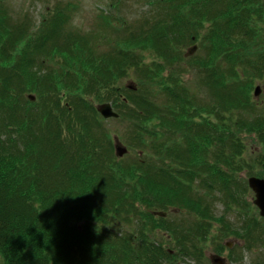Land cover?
Here are the masks:
<instances>
[{
    "label": "trees",
    "instance_id": "obj_1",
    "mask_svg": "<svg viewBox=\"0 0 264 264\" xmlns=\"http://www.w3.org/2000/svg\"><path fill=\"white\" fill-rule=\"evenodd\" d=\"M145 1L144 29L123 25L106 51L68 24L72 3L38 24L0 0V264H204L222 237L264 246L233 189L239 132L264 139V0ZM132 65L136 91L120 83ZM106 102L128 131L109 128Z\"/></svg>",
    "mask_w": 264,
    "mask_h": 264
},
{
    "label": "rangeland",
    "instance_id": "obj_2",
    "mask_svg": "<svg viewBox=\"0 0 264 264\" xmlns=\"http://www.w3.org/2000/svg\"><path fill=\"white\" fill-rule=\"evenodd\" d=\"M67 3L73 4L71 8L69 7L73 18V20L70 21L69 17L68 21V24L72 25L71 28L80 35L84 33L87 34L89 37H91L92 41H94L93 43L95 45L102 47V49L106 51L110 50L113 45L116 46V43H114V40L112 41V39H117L121 36L120 34H118L117 30H124L123 25L130 26L131 28L137 27L135 31L143 30L144 28H142V26L139 27V22L142 21V23H145V17L155 10V8L149 3H147L145 0H114V3L116 5L114 7L109 6L111 0H4V5L9 10H11L12 14L15 17L19 18L21 17V14L28 12V14L30 13L33 16V20L35 19V23L38 24L42 23L44 21V18L49 14H47V10L49 7L54 9L56 5L60 4L61 7H64ZM102 11H104L105 13L106 11L108 12L109 18L111 16V19L113 20L112 24L109 21H105L103 17L105 16V14H102ZM209 27V24H205V27L201 29L202 37H204L205 34L208 32ZM196 46L198 48V46H200V42H197ZM54 54L55 55L53 59H56L55 57H58L59 53ZM136 54L148 66H151L155 63L164 64V61L160 59L159 55L155 53L152 49L148 51L137 49ZM45 65L48 66V62H45ZM135 68L136 67L132 65V69L134 70L129 71V76L125 77L123 81L120 82L121 85L125 86L129 91H136L138 88L137 78L139 77V75L136 72ZM190 79L193 80L191 76ZM257 86H261L264 89V81H257L254 87L252 88V93H255V89L257 88ZM28 95L29 93L26 95L27 98ZM259 103H261L260 100ZM107 123L110 129H112L113 131H118L121 134H123L125 131H128L129 129L128 122H118L116 120L113 121V119H111V121ZM252 134L253 133H245L243 135L245 144L248 145L250 149L254 148L256 150H259L261 149V147H264V144L260 145L261 143ZM257 137L260 139L259 136ZM128 155L129 154H127L126 156ZM243 175L244 174L241 175V173H239L238 177L243 179ZM216 210L217 213L221 214L224 211L223 205H217ZM227 215L228 219H230L236 225L240 224L241 220L243 219L242 216H240L241 214L239 212L231 211L227 213ZM217 227L218 226H215L214 228L217 229ZM214 234H217L215 230ZM159 238L161 237L159 236ZM159 240H163L164 242L167 241V239ZM220 243H229L230 245H232L230 249L231 253H233L232 255L235 257V261H232L233 259L229 257L230 252L228 251L223 254H219L227 260V264H264V248H255L253 252L246 251L244 250V243L234 237H222ZM215 250V248H211L206 251V260L204 264H212V261L210 259L212 254H216ZM181 264L196 263L194 261L189 260L184 263L182 262Z\"/></svg>",
    "mask_w": 264,
    "mask_h": 264
},
{
    "label": "flooded vegetation",
    "instance_id": "obj_3",
    "mask_svg": "<svg viewBox=\"0 0 264 264\" xmlns=\"http://www.w3.org/2000/svg\"><path fill=\"white\" fill-rule=\"evenodd\" d=\"M258 87L261 88L260 92L259 94L256 95V89H255V93H253V99L255 100L258 107L261 108V112L264 114V89L261 86H257V88ZM259 100L261 101V103H259ZM245 133L239 132L238 134L239 138H241L244 142V150L240 149V151L236 153V158H235L236 163L233 171L234 173L233 189L235 192V200L237 201L235 206L238 207H241V205L247 206L248 208L247 211L249 212L248 217L251 218V223L254 225L257 221L264 222V217L261 216V212L256 205L257 193L251 187L250 181L251 179L254 178L264 181V147L260 146L261 149L259 150L258 149L256 150L254 148L250 149L248 145L245 144V141L243 139V135ZM252 135L261 143L260 145L264 144V139L262 137L259 139L256 133H253ZM239 173H241V175L244 174L242 176L243 179L238 177ZM256 233H257L256 229L252 231V235ZM234 238L244 243L242 239L238 237H234ZM231 247L232 245H230L229 243L222 244L221 254L228 251L230 252L229 257H231V249H230ZM262 248H264V246ZM219 254L220 253L216 252V254L211 255L210 260L212 261V264H227V260Z\"/></svg>",
    "mask_w": 264,
    "mask_h": 264
},
{
    "label": "water",
    "instance_id": "obj_4",
    "mask_svg": "<svg viewBox=\"0 0 264 264\" xmlns=\"http://www.w3.org/2000/svg\"><path fill=\"white\" fill-rule=\"evenodd\" d=\"M196 49L197 48L192 49L190 54L195 52ZM260 89H261L260 87L256 88V95L259 94ZM28 99L32 102L36 101V97L33 95H29ZM97 110L100 113V115L106 120L117 119L119 117V115L114 111L112 104L110 103L99 105L97 107ZM115 141H116L115 142L116 155L117 157L122 158L129 151L122 143H120L119 139L116 138ZM250 185L253 188V190H255V192L257 193L256 205L261 212V216L264 217V181L254 178V179H251ZM161 216H164V215H161Z\"/></svg>",
    "mask_w": 264,
    "mask_h": 264
}]
</instances>
